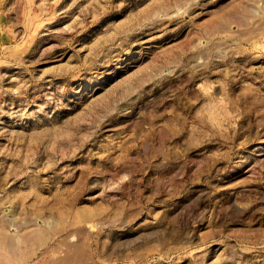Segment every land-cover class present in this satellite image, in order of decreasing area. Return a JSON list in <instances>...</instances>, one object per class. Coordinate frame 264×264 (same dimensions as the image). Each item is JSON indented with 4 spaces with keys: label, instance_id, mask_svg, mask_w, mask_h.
Here are the masks:
<instances>
[{
    "label": "rangeland",
    "instance_id": "rangeland-1",
    "mask_svg": "<svg viewBox=\"0 0 264 264\" xmlns=\"http://www.w3.org/2000/svg\"><path fill=\"white\" fill-rule=\"evenodd\" d=\"M0 13V264H264V0Z\"/></svg>",
    "mask_w": 264,
    "mask_h": 264
},
{
    "label": "crops",
    "instance_id": "crops-1",
    "mask_svg": "<svg viewBox=\"0 0 264 264\" xmlns=\"http://www.w3.org/2000/svg\"><path fill=\"white\" fill-rule=\"evenodd\" d=\"M11 39L10 31L6 28V20L4 15L0 13V45L8 43ZM47 233L42 229L27 231L21 241H15L14 237H7L6 241H11V244L29 243L32 245H42L47 239ZM15 241V243H14ZM18 259V258H17Z\"/></svg>",
    "mask_w": 264,
    "mask_h": 264
}]
</instances>
